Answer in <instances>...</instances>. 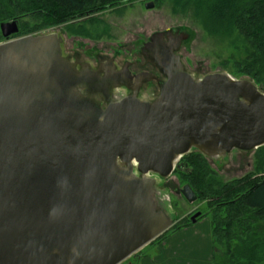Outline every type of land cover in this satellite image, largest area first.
Here are the masks:
<instances>
[{
  "label": "water",
  "instance_id": "obj_1",
  "mask_svg": "<svg viewBox=\"0 0 264 264\" xmlns=\"http://www.w3.org/2000/svg\"><path fill=\"white\" fill-rule=\"evenodd\" d=\"M18 30L0 23V264L122 263L175 223L163 182L181 158L226 164L264 146V92L188 72L189 28L153 33L143 56L161 78L135 80L67 55L60 31L9 39ZM152 80L158 94L140 97ZM176 193L196 200L187 184Z\"/></svg>",
  "mask_w": 264,
  "mask_h": 264
},
{
  "label": "trees",
  "instance_id": "obj_2",
  "mask_svg": "<svg viewBox=\"0 0 264 264\" xmlns=\"http://www.w3.org/2000/svg\"><path fill=\"white\" fill-rule=\"evenodd\" d=\"M131 1L134 0H0V23L20 21L18 33L9 39L62 24L70 30L77 19ZM174 1L175 5L179 3ZM193 4V12L206 33L238 40L241 57L234 60L235 73L251 78L264 91V0H193ZM94 25L88 24L92 29ZM85 28L70 32L89 37ZM1 41L6 39L0 34ZM254 156V173L227 182L217 180L206 159L196 152L182 158L186 173L175 171L197 199L208 200L212 264L216 243L225 248L222 264H258L264 260V146L255 150ZM179 227L173 225L155 239H164L170 230L174 233Z\"/></svg>",
  "mask_w": 264,
  "mask_h": 264
},
{
  "label": "rangeland",
  "instance_id": "obj_3",
  "mask_svg": "<svg viewBox=\"0 0 264 264\" xmlns=\"http://www.w3.org/2000/svg\"><path fill=\"white\" fill-rule=\"evenodd\" d=\"M143 1L147 2V0H134L131 1V3L125 2L126 5L124 7V12L119 14V16H115L113 12L108 11L117 6L115 5L94 14V16H92L94 19L91 21L86 20V18H88L87 16L73 21V26L70 30H68L66 25L62 24L53 28H48L45 31L43 30V32H62L64 41L62 43L65 53L64 46L69 47L71 45L70 41H72L73 38L80 40V42L84 41L94 45L100 41H108V43L117 45L119 43H129L132 39H136L140 33L150 35L156 30L182 26L189 28L194 32V39L179 52L182 56V63H184L188 72L194 75L203 76L217 71H226L236 78L245 77L235 73L236 68L234 67V60H239L241 57L240 53H238V40L234 37L206 33L201 25V19L197 18L195 12H193V0H178L179 3L177 5H175L174 0H156L155 6L153 5V8L150 10L142 7ZM97 19H107L110 25H108L107 28H102V25H98V22L94 21ZM89 23H94V27L96 28H90L88 26ZM19 26L20 21L18 22V29ZM82 27H87L85 29H87L89 37H82L74 32H70L71 30L82 29ZM2 42L3 41L0 43ZM258 87H260V85ZM253 155H255V152L246 155L244 153L233 151L228 154L227 159L225 160L227 166L218 169L221 171L216 169L217 166L214 171H212L209 165H207L217 180L227 182L232 179H239L245 174L254 173L255 159ZM206 161L210 163V165L213 163L211 160ZM211 167L214 168L213 165ZM237 168H240V170ZM163 183L164 185L166 184V188H169V200L175 221L179 218L181 219L188 213L198 211L203 217L202 222L198 224H201L200 226H202V224L207 225L210 228L209 223L211 222V215L210 211H208L209 203L199 199L189 203L184 200L182 196L174 192L175 189L185 185L184 181L180 178V175H177V173H175V175L172 174L169 178L165 179ZM198 224L196 223V225ZM179 230L180 228L177 231ZM169 232L170 235L167 233V235L163 237L164 239L152 240L149 244L142 247L141 250H138L121 264H139L141 263V260H145L149 256H156V254H158L157 247H159L161 243L163 244L166 239L173 234L171 230ZM214 248L215 264H222L225 248L217 243ZM258 264H264V260L260 261Z\"/></svg>",
  "mask_w": 264,
  "mask_h": 264
},
{
  "label": "flooded vegetation",
  "instance_id": "obj_4",
  "mask_svg": "<svg viewBox=\"0 0 264 264\" xmlns=\"http://www.w3.org/2000/svg\"><path fill=\"white\" fill-rule=\"evenodd\" d=\"M138 1H140V0H138ZM155 1L156 0H147V2L143 1L142 7L145 8V5L148 3H152L155 6V3H156ZM125 5H126V3L120 4V5L118 4L117 6L109 9L108 11L113 12L115 14V16H119V14H122V12H124ZM92 16H94V15H88L87 16L88 18H86V20L91 21L92 19H94ZM97 20H94V21L98 22V25H102V28H105V27L107 28V26L110 25L109 21H107V19L106 20L105 19H102V20L97 19ZM165 30H167V29L156 30V31L152 32L150 35H144V34L140 33L136 39H132L129 43H119L117 45H114L112 43H108V41H100L97 44L95 43L96 45H94V44H90V43L84 42V41L80 42V40L73 38V40L70 41L71 45L69 47L64 46L65 53L67 55H70V56H75V58L77 59L78 62L89 64L92 67H97V65H98L97 58L98 57L106 58L108 61H111L114 64L113 66H115L116 69L127 70L130 73V75L133 77L132 78L133 80H135V76L140 75L142 73H154V74L159 76L160 74L158 73V71L146 62L143 54L145 53V46L149 41L148 38L153 33L162 32ZM187 45H188V41L183 43L181 49L183 47H186ZM181 49H180V51H181ZM180 56H181V54H180ZM181 59H182V56H181ZM185 68H186V66H185ZM159 77L161 78V76H159ZM157 88L158 87H157L156 82L154 80H152L149 83L142 84L141 87L139 88L140 89L139 90V96L143 97L147 100H152L158 94ZM234 151H237V150H234ZM237 152L244 153L246 155L252 153V152L247 153V152H241V151H237ZM181 161H182V158L180 161H178V163L181 164ZM213 163H212V165L214 166V168L211 167L212 165H210V163H208L206 161V164L209 165V167L212 169V171H214L216 166H217V168H216L217 170L222 169V167H224V166H227L226 165L227 163L226 164L225 163L224 164H221V163L213 164ZM237 169L240 170V168H237ZM178 170H180L181 172H186L187 167L180 165L178 167V169L176 168L175 171H178ZM175 171L173 173L174 175H175ZM218 171H221V170H218ZM245 175H243V176H245ZM165 186H166V184H165ZM177 189H179V188H177ZM177 189L174 190L175 193H176ZM168 190H169V188H168ZM176 194H178V193H176ZM178 195L182 196L181 194H178ZM195 196H196L195 199L197 200V195L195 194ZM204 201L207 202L208 200H204ZM196 213H199V215L192 222L191 217ZM202 220H203L202 214L198 211H194L193 213H188L187 215H185L181 219L180 218L177 219L173 225L180 226L179 227L180 230L181 229H187V228H190V227L196 225V223L198 224V223L202 222Z\"/></svg>",
  "mask_w": 264,
  "mask_h": 264
},
{
  "label": "crops",
  "instance_id": "obj_5",
  "mask_svg": "<svg viewBox=\"0 0 264 264\" xmlns=\"http://www.w3.org/2000/svg\"><path fill=\"white\" fill-rule=\"evenodd\" d=\"M200 225L173 233L157 247L156 256H149L139 264H212L210 228Z\"/></svg>",
  "mask_w": 264,
  "mask_h": 264
}]
</instances>
